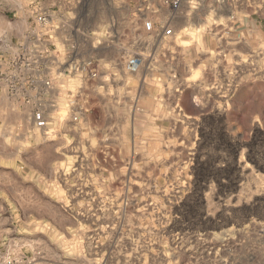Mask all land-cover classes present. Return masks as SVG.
Here are the masks:
<instances>
[{"label":"rangeland","instance_id":"374dc122","mask_svg":"<svg viewBox=\"0 0 264 264\" xmlns=\"http://www.w3.org/2000/svg\"><path fill=\"white\" fill-rule=\"evenodd\" d=\"M29 1L0 0V262L264 264V0H182L158 41L170 61L141 32L136 70L61 73L41 152ZM152 10L171 13L124 0L121 15Z\"/></svg>","mask_w":264,"mask_h":264},{"label":"crops","instance_id":"0c3cea01","mask_svg":"<svg viewBox=\"0 0 264 264\" xmlns=\"http://www.w3.org/2000/svg\"><path fill=\"white\" fill-rule=\"evenodd\" d=\"M40 2L51 13L40 41V92L28 88L25 98L31 103L40 101L41 152L54 151L56 142L45 135L46 129L53 125L48 124L50 121L58 120V108L65 97L61 88H70L71 84L70 80H64L60 74L76 73L77 68L89 62H92L91 66H96L100 72L123 74L126 69L136 70L141 65L131 64L139 51L136 37L144 31L142 23L140 24L133 12L128 16L121 15L124 0H40ZM131 5L135 7L132 3ZM24 19L26 24H31L25 14ZM100 39L104 42L103 46L93 43L94 40ZM82 45L85 48L83 52L80 51ZM77 49H79L77 53L70 55L71 51ZM162 50L160 46L145 47V52L150 57L163 63L170 61L163 56ZM183 55L181 52V58ZM66 58H72L69 67H65L62 61ZM28 76L39 79L35 72L28 73ZM48 79L52 82L50 88L45 86L44 82ZM100 83L93 84L104 88ZM110 85H113V82H104L105 87ZM52 165L50 162V167Z\"/></svg>","mask_w":264,"mask_h":264},{"label":"built area","instance_id":"2783aa9c","mask_svg":"<svg viewBox=\"0 0 264 264\" xmlns=\"http://www.w3.org/2000/svg\"><path fill=\"white\" fill-rule=\"evenodd\" d=\"M163 6H166L170 10V16L165 20L159 19L157 17V10L150 11V15H146L142 26L145 34H148V44L145 47L154 48L158 46V41L161 42H172L176 38V30L173 26V19H175L174 14H176L182 4V0H162ZM149 10L150 8L147 7ZM27 11L29 15L30 27L28 30V38L32 40H42L43 30L46 29L47 24L50 21L51 13L49 10L45 9L40 0H30L28 2ZM137 43L139 45V39L137 38ZM169 49V48H167ZM145 51V48H144ZM141 55L139 51L136 54L134 60H132V65H139L142 63ZM92 62L84 64V67L88 68L89 72L93 77L97 76L99 73L96 66H91ZM45 86L50 88L52 86L51 80H45ZM1 261V259H0ZM0 264H16L15 260L12 258H5Z\"/></svg>","mask_w":264,"mask_h":264}]
</instances>
